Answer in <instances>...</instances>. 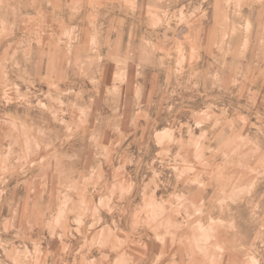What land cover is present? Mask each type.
<instances>
[{"label":"rangeland","instance_id":"374dc122","mask_svg":"<svg viewBox=\"0 0 264 264\" xmlns=\"http://www.w3.org/2000/svg\"><path fill=\"white\" fill-rule=\"evenodd\" d=\"M0 264H264V0H0Z\"/></svg>","mask_w":264,"mask_h":264}]
</instances>
